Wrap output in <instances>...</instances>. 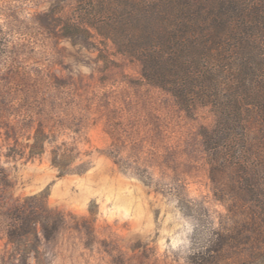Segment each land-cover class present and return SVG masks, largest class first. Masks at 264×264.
I'll return each mask as SVG.
<instances>
[{"label": "rangeland", "instance_id": "obj_1", "mask_svg": "<svg viewBox=\"0 0 264 264\" xmlns=\"http://www.w3.org/2000/svg\"><path fill=\"white\" fill-rule=\"evenodd\" d=\"M77 4L0 0V264H24L9 212L35 194L64 223L28 264H190L227 212L202 135L216 114L149 83Z\"/></svg>", "mask_w": 264, "mask_h": 264}, {"label": "trees", "instance_id": "obj_2", "mask_svg": "<svg viewBox=\"0 0 264 264\" xmlns=\"http://www.w3.org/2000/svg\"><path fill=\"white\" fill-rule=\"evenodd\" d=\"M77 5L79 24L137 59L149 83L172 93L189 113L204 105L216 114V124L202 135L213 191L227 212L207 230L202 247L194 248L190 264L264 258V0ZM53 163L61 166L56 152ZM9 217L8 238L24 264L64 223L43 194L27 197Z\"/></svg>", "mask_w": 264, "mask_h": 264}]
</instances>
